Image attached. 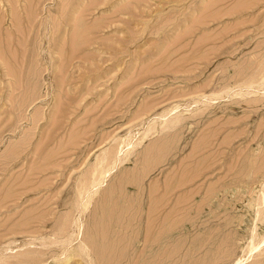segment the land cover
I'll return each instance as SVG.
<instances>
[{
	"label": "rangeland",
	"instance_id": "374dc122",
	"mask_svg": "<svg viewBox=\"0 0 264 264\" xmlns=\"http://www.w3.org/2000/svg\"><path fill=\"white\" fill-rule=\"evenodd\" d=\"M262 237L264 0H0V264H264Z\"/></svg>",
	"mask_w": 264,
	"mask_h": 264
},
{
	"label": "bare ground",
	"instance_id": "6f19581e",
	"mask_svg": "<svg viewBox=\"0 0 264 264\" xmlns=\"http://www.w3.org/2000/svg\"><path fill=\"white\" fill-rule=\"evenodd\" d=\"M262 244H264V237H262L260 240H258L257 242H255V243H252L251 245H250V247H251V250H255V249H258ZM252 252V251H251Z\"/></svg>",
	"mask_w": 264,
	"mask_h": 264
}]
</instances>
